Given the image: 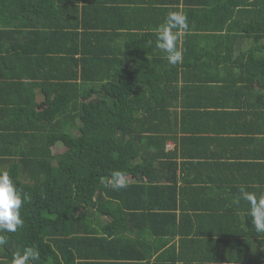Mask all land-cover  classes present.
I'll return each mask as SVG.
<instances>
[{"label": "trees", "instance_id": "1", "mask_svg": "<svg viewBox=\"0 0 264 264\" xmlns=\"http://www.w3.org/2000/svg\"><path fill=\"white\" fill-rule=\"evenodd\" d=\"M142 2L146 6L141 12H167L170 19L157 28L155 44L177 36L179 29L190 38L207 33L201 37L221 44L231 36V44L239 42V80L251 89L254 79L264 83V55H258L264 51V0ZM65 4L7 0L5 6L0 3V10L17 31L28 26L34 13L54 11L64 17ZM78 17L75 14L71 25L64 17L55 34L70 39L73 51L43 63L57 65L52 77H70L75 83H54L45 76L48 84L41 85L31 74V81L17 85L20 89L4 92L0 87V116H10L7 125L0 126V170L7 171L21 196L29 198L20 208L22 225L14 232L0 230L5 239L0 264H176L182 257L174 255L175 245H167L170 238L178 236L181 245L193 241L185 235H199L200 230L182 229L188 213L180 206L176 172L177 159L184 155L177 148L166 149V143L177 133L191 131L192 124L187 119L180 124L178 115L168 109L177 107L178 101L175 96L167 100V88L152 91L155 87L117 59V53L104 58L103 65L92 66L86 28L81 18L82 30H77ZM17 43L29 61L38 62L37 45L21 39ZM231 54L229 49V59ZM139 76L142 85L136 84ZM39 85L44 97L37 111L34 90ZM51 88L56 90L52 97ZM20 96L24 97L18 100ZM56 143L65 150L53 153ZM29 249L39 256L24 259Z\"/></svg>", "mask_w": 264, "mask_h": 264}, {"label": "crops", "instance_id": "2", "mask_svg": "<svg viewBox=\"0 0 264 264\" xmlns=\"http://www.w3.org/2000/svg\"><path fill=\"white\" fill-rule=\"evenodd\" d=\"M6 1L0 3L5 6ZM142 1L65 0L63 15L70 25L75 23V14L79 15V32L83 19L85 47L92 53V66L103 65L104 58L117 53V59L139 71L147 85L155 87L152 91H159L157 87L167 88V100L175 96L178 101L177 107L168 109L178 115L180 124L186 119L192 124L191 131L177 133L178 140L166 143V149L177 148L184 155L177 159L176 172L180 206L188 213L182 219V229L200 230L199 235L192 232L185 235L193 241L181 245L178 236L170 238L167 245H175L174 255L182 257L175 263L184 264L191 259L192 263L200 261V264H264V233L254 229L248 204V200L264 204V95L259 96L264 83L254 79L251 89L245 80H239V42L233 40L231 44V36L221 44L216 39L201 37L207 33L190 38L179 29L174 32L177 36L165 37L155 44L157 28L170 19L167 12L156 13L152 9L141 12L145 5ZM3 13L0 10L2 91L19 88L17 85L22 80L31 81V74L41 85L48 84L49 80L42 78H54L57 65L43 66L44 62L53 61L45 59L68 57V51L74 49L70 39L64 41L55 35L57 26L64 24V17L54 11L34 13L28 26L16 31ZM19 39L37 45V63L29 61L22 51L24 48L17 43ZM242 43L247 45V39ZM77 45L80 47L82 42ZM169 48L173 49L171 53L166 51ZM177 53L180 60L173 64L171 59ZM258 55H264V51H258ZM143 77L135 78L136 84L142 85ZM52 81L70 84L76 80L67 77ZM39 88L40 85L34 90L37 111L44 97ZM55 93L51 88L49 96ZM9 119L8 114L1 115L0 126L7 125ZM57 144L62 145H53V153ZM242 194H247V199H242ZM179 211L176 210L177 214Z\"/></svg>", "mask_w": 264, "mask_h": 264}, {"label": "clouds", "instance_id": "3", "mask_svg": "<svg viewBox=\"0 0 264 264\" xmlns=\"http://www.w3.org/2000/svg\"><path fill=\"white\" fill-rule=\"evenodd\" d=\"M166 51L171 53L173 49L169 48ZM179 60L180 55L177 53L171 59V63L175 64ZM241 198L247 199V194H242ZM27 199H29L27 196H21L20 191L16 188L9 173L5 170H0V230L14 232L18 226L22 225L23 221L20 217V208ZM248 204L250 206L254 229L258 233H264V204H261L258 200L255 203L252 200H248ZM4 242V237L0 236V244ZM38 256V252H33V250L29 249L24 259H28V257L36 259Z\"/></svg>", "mask_w": 264, "mask_h": 264}, {"label": "rangeland", "instance_id": "4", "mask_svg": "<svg viewBox=\"0 0 264 264\" xmlns=\"http://www.w3.org/2000/svg\"><path fill=\"white\" fill-rule=\"evenodd\" d=\"M53 149H54V153H59V152L63 151L65 149V147L60 145V144H57Z\"/></svg>", "mask_w": 264, "mask_h": 264}]
</instances>
